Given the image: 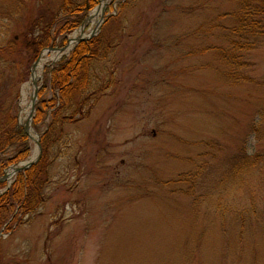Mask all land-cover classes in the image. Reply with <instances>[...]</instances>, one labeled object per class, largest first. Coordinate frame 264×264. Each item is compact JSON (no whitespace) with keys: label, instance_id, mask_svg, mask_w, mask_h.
<instances>
[{"label":"rangeland","instance_id":"obj_1","mask_svg":"<svg viewBox=\"0 0 264 264\" xmlns=\"http://www.w3.org/2000/svg\"><path fill=\"white\" fill-rule=\"evenodd\" d=\"M61 2L0 0V47L16 42L0 51V110L16 115L17 128L26 132L19 116L33 64L61 54L37 81L31 109L30 134L42 153L43 136L50 143L48 200L31 217L16 210L0 232V264H264V39L246 57L251 80L235 84L201 49L222 41L194 33L234 3L109 0L87 40H104L90 76L93 93L105 89L96 102L91 90L78 97L91 101L47 136L63 100L49 70L77 47L59 51L69 38L82 28L89 34L100 4L34 60L23 34L43 7ZM43 100L50 110L35 127ZM26 134L32 150L18 163L38 150ZM13 165L4 169L0 159V177ZM18 174L0 183V196Z\"/></svg>","mask_w":264,"mask_h":264},{"label":"trees","instance_id":"obj_2","mask_svg":"<svg viewBox=\"0 0 264 264\" xmlns=\"http://www.w3.org/2000/svg\"><path fill=\"white\" fill-rule=\"evenodd\" d=\"M229 1L235 4L231 12L209 18L194 33L196 36H207L208 39L216 36L222 41L221 45H207L204 49L202 47V52L212 53L219 64V67H214L212 70L219 72L235 84H242L251 80L245 71L248 67L246 57L256 50L264 39V0ZM99 3L100 0H62L57 9L43 7L44 13L34 18L28 31L23 34L28 41L27 45L30 46L33 59L35 60L36 55L45 48L47 43L54 41L56 36L63 35L62 42L65 43L67 36L83 24L90 10ZM103 41L101 37L81 43L68 59L49 70L50 84L55 90L59 89L60 99L63 98V100L54 103L52 107L54 125L47 136H51L52 132L55 133L58 125L62 127L65 123L74 121L78 113H82L86 104L91 101L90 98L82 101L77 98L93 89L91 67L94 62L99 61ZM15 44L16 42H13L0 47L1 53L11 51ZM47 80L46 76L48 84ZM102 89L105 88L99 89L96 93L92 91L95 102L99 98V93H102ZM14 109L17 112V103ZM37 110L38 119L34 124L35 127L43 123L47 111L50 110L49 103L41 101ZM42 139L41 160L27 171L20 172L10 190L0 196V232L15 216L17 209L24 216L31 217L48 200L46 189L49 180L50 143L46 142V136ZM10 149H13L14 154L7 159L6 154ZM31 150L28 135L23 129L17 128L16 115L9 112L3 114L0 110V159H3V168L25 160L29 157Z\"/></svg>","mask_w":264,"mask_h":264},{"label":"bare ground","instance_id":"obj_3","mask_svg":"<svg viewBox=\"0 0 264 264\" xmlns=\"http://www.w3.org/2000/svg\"><path fill=\"white\" fill-rule=\"evenodd\" d=\"M108 2L109 0H102L101 4L90 14L89 18L87 19V23L93 24V28L90 32L95 30V27H97L100 17L102 15V12L105 6L108 4ZM85 34H87V32L84 31V28L78 30L77 33L74 34L73 38H71L73 40L71 41L67 50L70 51L76 45V41L74 39L83 37ZM60 56H61L60 53H57V55L56 54L48 55L47 53L43 54L39 60V63L33 70L31 82L28 83V85H26V87L23 89V94H22V99H21V113L19 116V124L21 126L23 127L28 126V123L31 117V109H32L33 101L32 99L31 100L29 99V96L32 95L30 93L32 86H34L35 81L41 79L45 67L49 65L50 62L58 61L60 59ZM30 132L33 133L34 135V132L32 130H30ZM36 156H37V151H35L33 156L31 157L32 160H34ZM12 173H13V170H10L8 171L7 174L11 176Z\"/></svg>","mask_w":264,"mask_h":264},{"label":"water","instance_id":"obj_4","mask_svg":"<svg viewBox=\"0 0 264 264\" xmlns=\"http://www.w3.org/2000/svg\"><path fill=\"white\" fill-rule=\"evenodd\" d=\"M106 9H107V5L105 6V8H104V10L102 12V15H101L100 20H99L98 25H97V29L93 30L92 32H90L86 36H83V37L74 39L76 41V45L73 48H75L77 45L81 44L82 42H85V41L89 40L90 38L95 37L97 35V32L99 31L101 25L105 22V20H104V15L105 14L104 13H105ZM71 38L68 39V42H67V44L64 47H62L61 49H59L60 52L67 51V49H68L71 41L73 40ZM49 50H51V49H49ZM39 60H40V58L33 64V67H32L33 70L35 69V67L39 63ZM37 81H35V83H34V95L32 97V101H33L32 112L35 111L34 106H35V104L37 102V95H38ZM32 118H33V116L30 117L28 126H26L25 129H26V132L29 134L30 138L33 139L35 141V143L37 144V146H38L37 156H36V158L34 160H32V158H29L28 160H26L24 162H21V163H18V164H15V165L9 167L7 169V171L5 172V174L0 177V183L5 182V181L11 179L13 176H15L16 174H18L20 172H23V171H26V170L30 169L32 166H34L35 164H37L40 161L41 157H42V147H41V144H40V139L39 138L38 139H34L32 137V135L30 134V130H32L31 129V127H32ZM38 136H39V134H38ZM10 170H13V173H12L11 176H9L7 174L8 171H10Z\"/></svg>","mask_w":264,"mask_h":264}]
</instances>
